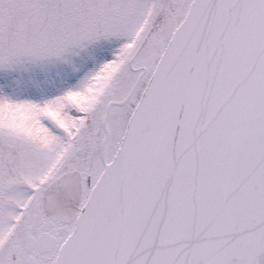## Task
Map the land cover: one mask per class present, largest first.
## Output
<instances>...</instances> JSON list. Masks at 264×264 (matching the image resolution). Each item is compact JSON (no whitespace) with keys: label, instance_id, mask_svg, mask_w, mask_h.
<instances>
[{"label":"snow or ice","instance_id":"1","mask_svg":"<svg viewBox=\"0 0 264 264\" xmlns=\"http://www.w3.org/2000/svg\"><path fill=\"white\" fill-rule=\"evenodd\" d=\"M0 264H264V0H0Z\"/></svg>","mask_w":264,"mask_h":264}]
</instances>
